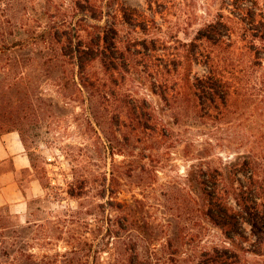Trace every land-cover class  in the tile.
Returning a JSON list of instances; mask_svg holds the SVG:
<instances>
[{
	"label": "rangeland",
	"instance_id": "obj_1",
	"mask_svg": "<svg viewBox=\"0 0 264 264\" xmlns=\"http://www.w3.org/2000/svg\"><path fill=\"white\" fill-rule=\"evenodd\" d=\"M121 1L156 22L124 35L154 36L159 49L139 47L140 66L113 75L95 63V87L82 85L74 55L60 51L70 27L92 31L69 0L0 2V134H23L37 164L28 179L40 185L23 219L0 211V264H204L224 249L264 264L260 223L228 240L200 210L197 189L202 166L244 187L264 178V24L249 31L236 0ZM256 1L264 20V0ZM218 20L211 57L232 84L226 104L163 100L155 67L179 57L178 39ZM205 73L193 67V76ZM129 108L151 114V130L135 127Z\"/></svg>",
	"mask_w": 264,
	"mask_h": 264
},
{
	"label": "trees",
	"instance_id": "obj_2",
	"mask_svg": "<svg viewBox=\"0 0 264 264\" xmlns=\"http://www.w3.org/2000/svg\"><path fill=\"white\" fill-rule=\"evenodd\" d=\"M69 2L81 17L78 23H93L90 26L92 31L87 30L85 36L80 34L77 25L70 27L69 32L63 36L65 41L60 47L62 53L74 55L78 75L84 87H95L96 78L94 75H89V67L97 62L103 63L105 70L113 75L114 72L119 73L126 69L130 71L140 66L141 62L137 53L139 47H142L150 55L158 51L157 40L154 36L138 40L124 35V28L140 27L145 30L147 27L155 26L156 22L137 9L126 6L121 0H69ZM233 3L245 12L243 22L249 31L257 27L256 23L264 24L263 19L257 20V14L253 11L258 6L256 0H236ZM219 27V20L217 23L207 22L197 29L192 39H178L179 57L172 56L166 59L163 65L155 67L160 79L163 100L178 105H189V109H192L196 102L200 103V106H204V109L208 107L207 105L224 106L226 104V95L229 94L232 84L230 80L218 74L216 62L211 57V49L219 43L216 39ZM58 35L59 33L56 32L52 39H54V43L60 45ZM3 43L2 41L0 43V52L5 48V42ZM18 46V43H13L10 48ZM256 59L255 57L251 58L250 63H256ZM195 65L203 66L206 73L202 76H193ZM184 111H188V108H184ZM129 112L135 127L151 130L145 124V121H150L151 114L146 115L145 112H140V115H137L131 108H129ZM178 112L176 116L178 120L183 119L184 115H189V111L183 113L178 110ZM10 131L19 133L22 143L27 149L23 134L19 130H7L6 132ZM28 156L32 169L36 170L37 164L29 153ZM200 175L201 179L197 180V189L201 198L200 210L208 217L211 224L221 231L224 237L231 240L235 236H240V230L244 223L259 222L264 228V178L257 179L255 175H252L250 186L244 187L236 185L235 180L228 181L223 177V173H219L217 169L210 166H205L204 169L202 166ZM202 177H208L212 181V185H209ZM73 185L78 190L84 189L80 181L75 180ZM71 195L74 198L79 197V195L73 194V191ZM2 210L8 209H0V211ZM204 264L242 263L237 253L230 249H224L214 250L210 253Z\"/></svg>",
	"mask_w": 264,
	"mask_h": 264
},
{
	"label": "crops",
	"instance_id": "obj_3",
	"mask_svg": "<svg viewBox=\"0 0 264 264\" xmlns=\"http://www.w3.org/2000/svg\"><path fill=\"white\" fill-rule=\"evenodd\" d=\"M30 157L18 132L0 134V209H8L18 219L26 217L28 199L39 193L40 185L31 181Z\"/></svg>",
	"mask_w": 264,
	"mask_h": 264
}]
</instances>
